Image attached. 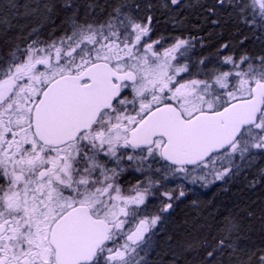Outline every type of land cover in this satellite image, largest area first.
Instances as JSON below:
<instances>
[{"label":"snow or ice","instance_id":"snow-or-ice-1","mask_svg":"<svg viewBox=\"0 0 264 264\" xmlns=\"http://www.w3.org/2000/svg\"><path fill=\"white\" fill-rule=\"evenodd\" d=\"M192 8L243 50L152 39ZM12 19L37 23L0 47V264H264V199L174 219L186 184L264 189V0H0Z\"/></svg>","mask_w":264,"mask_h":264},{"label":"trees","instance_id":"trees-1","mask_svg":"<svg viewBox=\"0 0 264 264\" xmlns=\"http://www.w3.org/2000/svg\"><path fill=\"white\" fill-rule=\"evenodd\" d=\"M24 2V0H20ZM91 0H77L83 9V6ZM111 3L112 0H98V3L104 5L105 3ZM195 2V0H193ZM100 12V9H97ZM185 25L183 28H174L173 24L168 21L166 16H159V22L155 24L152 39L163 37L165 41L172 40L173 37L179 35L181 32L185 37L196 36L202 38L204 41V47H200L197 44V51L199 56L215 57L217 51V45L227 41L233 51L239 53L242 51V47L239 44V40L243 39L246 34L251 37V33L247 32L242 26H237L228 21L225 18L219 26L212 25L209 22H205L204 17L200 15V12L196 8L186 10L184 12ZM37 21L31 19H12L11 30L5 35L4 31L0 29V47H3L5 42H12L19 39V32L21 27L27 32L33 27ZM59 23V21H57ZM51 29L45 25L42 29L43 35L46 36ZM245 44L249 50L257 47L251 40L245 41ZM228 191H221V185L217 184L210 189L203 192H188L182 201L178 202L177 214L174 219L177 222H181L186 213L191 216H195L196 212L191 206L192 200H198L204 202V211H211L213 207L220 208L221 211L232 210L237 204L243 207L246 203L256 201L257 203L253 207L258 208L260 206V200L264 199V189L247 190L243 189L240 183H233L228 186ZM211 203H207V202ZM223 205V207H221ZM259 215V213H257ZM250 240H246L245 243H254L256 245H264V229L259 219H253L251 222V231L248 232Z\"/></svg>","mask_w":264,"mask_h":264},{"label":"rangeland","instance_id":"rangeland-1","mask_svg":"<svg viewBox=\"0 0 264 264\" xmlns=\"http://www.w3.org/2000/svg\"><path fill=\"white\" fill-rule=\"evenodd\" d=\"M177 183H178V182L173 181V182L169 185V188H171V189L176 188ZM218 183H219V182H217L216 184H218ZM216 184H214V185H216ZM214 185H212L211 187H213ZM211 187H209V188H211ZM209 188H207V189H209ZM185 189L192 190V191H196V192L206 190L205 188H201V187H199V185H188V184L185 185Z\"/></svg>","mask_w":264,"mask_h":264},{"label":"flooded vegetation","instance_id":"flooded-vegetation-1","mask_svg":"<svg viewBox=\"0 0 264 264\" xmlns=\"http://www.w3.org/2000/svg\"><path fill=\"white\" fill-rule=\"evenodd\" d=\"M167 42H171V40H168ZM195 51V55L196 56H199V53H198V51H197V47H196V49L194 50ZM131 180H132V183H135V177H132L131 178ZM218 184H220V183H218ZM217 185V184H216ZM173 189H175L176 191H178L179 189L178 188H173ZM210 189V188H209ZM206 190H208V189H206ZM206 190H203V191H206ZM186 191H187V193L188 192H196V191H192V190H188V189H186ZM203 191H199V192H203Z\"/></svg>","mask_w":264,"mask_h":264}]
</instances>
